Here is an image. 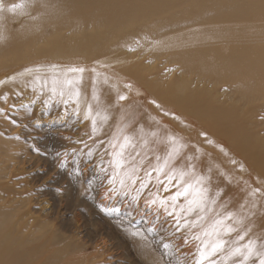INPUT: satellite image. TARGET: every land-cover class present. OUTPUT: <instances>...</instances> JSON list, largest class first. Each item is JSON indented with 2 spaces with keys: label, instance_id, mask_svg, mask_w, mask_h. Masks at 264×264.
<instances>
[{
  "label": "bare ground",
  "instance_id": "obj_1",
  "mask_svg": "<svg viewBox=\"0 0 264 264\" xmlns=\"http://www.w3.org/2000/svg\"><path fill=\"white\" fill-rule=\"evenodd\" d=\"M209 1L210 0H196L195 2L197 4H200L202 7H204L203 11L205 12V15H206V17H204L203 19L204 22L206 23V21H210L212 23L213 22L212 20H216V21H224L225 23L214 22L213 24L210 25V26H213V28H211L210 26L206 25L202 21L206 27H203L201 28V30L197 31L199 32V34L196 37L195 41L199 40L197 42V45L206 47L204 48L205 51H203L202 49L199 53H196L194 55H190L187 53H179L178 57L182 61L184 60L183 64L187 65L188 68H193V67L196 68L195 63H197L201 57H210L208 60H205L203 62L204 63L203 65L199 66L200 72L203 73V75H211L219 79H223L226 77L228 79H231V78L234 79L233 76L238 78L241 75V72L245 70L244 72L246 73V75L243 73L245 75L244 76L245 79L250 80L251 82H253V85H257L260 88H262L261 90H264V77H261L260 75V73L262 72L261 69L264 70V47L256 49L254 48V46H252L253 43L249 45V43L247 42L249 38H247V40H243L244 38L243 39L239 38V40L234 39V35L236 36L237 34L247 35V33L244 31L242 25H236L240 27H233L234 26L233 24H240V23L242 24L245 21H248V20L250 21L251 19H253V17L255 18L256 15H259L258 13H261L259 11L261 9L260 5L264 3V0H213L210 3ZM193 3H194V0H27L22 5L18 4V6H15L11 9L3 8L0 10V91L2 89L7 90L9 96L10 95H12V97L15 96V98L18 101H20L21 104H24L27 102L33 103L31 114L29 115L23 114L21 116L23 120L20 119L26 124H30L33 128L35 124H32V121L37 120V122L38 121L43 122L42 124L45 127L43 129L47 128L49 131L54 128L62 129L60 128V126L63 127L64 125H67V122L75 120L74 119L75 116H78L82 121H84V128L87 130V136L85 139L87 141L86 142L87 146L89 145L90 147L92 146V144H95L97 142L96 143L97 147L104 148L105 146L104 150H105V153H107V156L110 154V153L108 154V152L111 149H113V153L109 155L110 157L109 160L112 162L113 169L111 170V174H114L113 175L114 178L125 177V175L128 174V173L126 174L124 173L125 175L122 176L120 175V173H118V171H120V169H126L125 165L130 158L137 160L136 162L139 161L138 163L142 165L141 168L144 167L143 169H145L144 171L145 173L143 172L142 177H149L151 172L153 174L154 171L158 172L159 170L162 169L161 165L158 166L157 164H153V163L160 162V163H163L164 165L165 163H171V162L174 163V161L175 160L177 161V159H180L182 154L188 151V148L190 147L191 149L193 148L196 156L197 155H199L200 157L203 156L207 159L206 165H207L209 172H210V169L214 170V168H217L216 172L219 174V176H221V177H202V176L196 177L195 172L198 169L196 170L195 168L196 171L194 170L195 172H193L194 173L193 176H195L197 179L195 178L194 183L190 181V183H192V186H194V184L196 186L195 187L196 189L193 188V190L195 189V191H193L194 193L193 192L190 193L191 195L193 194L192 195L193 198H195V192L201 190L203 185L211 188L210 192L211 191L214 192L213 187H216L218 188V190H220L221 187L220 186L217 187V186H218V183H220L221 181H224L225 184H229V185L231 183H235V184L238 183L240 187L242 188L240 190H243V189L247 190V187L249 186H248V183H246L244 180L245 175L243 177H236L238 175L234 176L235 174L231 172L232 171L231 167L233 164V162L231 163V159H230L231 156L229 157V154L221 152L220 149L215 150V148L212 146L213 144L211 145L209 143L210 142L209 140H211L210 134H204L206 131L203 130L204 131L203 134L199 132L195 135L193 131L185 129L184 127L181 128L180 124L178 123H177L178 126L176 128H179V130H175V129L169 130V128L167 127L165 129L164 123L162 125V128L160 127L157 128L156 126L159 123H157V121L156 123L154 122L155 118L153 119V117L155 116L153 115L155 114L151 112L153 109L150 110L151 104L153 103L152 100L155 98H158L163 103L177 107L180 111V114L182 115H185V114L192 115L194 117L199 118L200 120L209 121L211 122V124H213L212 125L213 129H211V133H213V135L215 134L217 137H221L225 145L229 146L230 148L231 146L232 147L234 146L242 153L243 156H251L255 161H258L264 165V143L257 139H254L249 129H246L245 131H243L244 127L242 125L241 118L238 115H237L238 117H236V114H237L236 109H235L236 106L231 105V106L225 107L218 100L213 102V105H212L206 100L207 98L206 93L202 90H199L200 88L199 89L195 88L194 85L191 86L188 79L185 78L184 75H183L184 78H182L181 80L178 79L177 82H174L173 80L170 79L172 78L171 76L164 77L166 73L163 76L162 74H159V72H157L156 61L159 58L163 57L165 54H167L166 51L167 50L169 51L170 49V48L168 49L169 44L174 43L173 41H169L170 39L168 38V36L164 35V39L163 40L161 39L162 41H159L155 44H151V43L148 44V42H150L151 40L150 38L151 36L148 37V39L143 41L140 38L141 36L138 37L133 34L131 35L128 34L130 32L129 27H132L133 25V22L130 20V18L138 12H144V11H146L145 13L154 12V14L157 15V14H162L166 9L181 10L183 7H186V12H187V6L193 5ZM262 8H264V6ZM185 14L186 13H184V15ZM262 14L264 16V12H262L261 15ZM246 15H248L247 18H249L247 20L241 17V16L246 17ZM178 17H176V19ZM240 17L242 18V20H239ZM257 17L255 18L256 21H260L257 19ZM259 18H261V16H259ZM176 19L175 21L173 20L174 23H172L173 21L170 22L169 20L167 21L166 19L165 21L167 24L164 28H162L163 30L161 34H164V32L172 33L173 29L177 30L175 28L179 26V23L177 22ZM235 19H238L239 21H235ZM92 20L94 22L87 25V23ZM200 20H198V23L201 22ZM198 23H194V24L199 25ZM203 23L201 24L203 25ZM186 24L190 25L191 23H186ZM87 26H89V28H87ZM123 27L125 28L124 30H122ZM261 33L259 34L257 33V35L261 36ZM182 34L183 33H181L179 37L175 36L176 40L180 39L179 42H175V43H179L178 45L174 43L176 48H180L182 44V43L180 44V42H184L186 39V36ZM249 36L251 37L250 33H249ZM252 37H255V36L252 35ZM259 38H263V37H259ZM260 41H264V40L260 39ZM197 45H195V47L194 46L192 47L197 48L196 47ZM182 47L184 48V46ZM187 48L190 49L189 47ZM207 55H210V56H207ZM73 68H82L84 69V71L83 72L69 71V69H73ZM258 76H260L261 79ZM239 79L241 81V78H238V80ZM66 81H70V83H66ZM260 81L261 83H259ZM134 85H137L138 87H140L141 93L134 92L136 91L133 88ZM206 86L207 85H205V87ZM248 88H251V87H248ZM247 91L248 90H246V93ZM61 93H63V95H61ZM143 96L149 97L150 100L149 99L148 101L144 100V102L138 101V98H141ZM121 97H123V99ZM165 105L162 104V106H165ZM112 106L113 107L115 106L117 110L111 111L110 109ZM156 108L157 107H155V109ZM59 119H63L67 122L66 123L62 121L60 122ZM181 120L183 119L181 118ZM175 124H173V126ZM202 125L204 124L202 123ZM236 126L240 127V129L238 128L237 130ZM211 143H215V142H212L211 140ZM104 150L102 152H104ZM131 150H134V151H131ZM95 151L97 153L96 149ZM88 154L90 153L88 152ZM197 157L195 158L196 160H197ZM231 158H233V156ZM242 158L243 157L241 156V159ZM186 159H189V156L186 157ZM243 160H237V161L243 162ZM192 163H195V162H192ZM237 167H238V163H237ZM163 168H165L166 171H168L167 170L168 166L163 167ZM245 169H243L244 172H245ZM239 170H237V172ZM172 173L174 175L175 172H172ZM230 173L232 174L233 177L229 176L231 175ZM242 173L240 172L239 175L241 176ZM152 174L150 176H152ZM177 175H174L176 176V180L178 178ZM185 175L188 176L189 173L188 175L185 173ZM181 176L182 175H180V177ZM209 178H215L217 180L216 182L218 183H214L211 186L208 185ZM235 178L239 182L241 181L243 182L242 183H239L237 181L234 182ZM151 179L149 178V180ZM258 181L260 184L262 183L261 185L264 184L263 177H258ZM169 182L170 181H168L167 183ZM182 183L185 184L184 182ZM188 183L186 184L188 185ZM115 185H117V183ZM232 186H234V184ZM205 188L204 190L208 192L207 187ZM251 188H253L252 185L249 189ZM128 189H130V187ZM178 189L180 188H177L176 190ZM167 190L163 189V191H167ZM205 191H203V193ZM117 192H119V190ZM232 192L234 193L236 191H232ZM240 192H238V194ZM143 193L144 192L142 191L140 195ZM150 194H151L150 196L153 195L152 193ZM230 194L229 196H231ZM238 194L237 195L235 194L234 197H237ZM136 195H133V196L135 197ZM165 196L168 197V195L166 194ZM209 196H210V193L208 194V197ZM129 197L131 198V196ZM162 197L163 195L161 196V201H162ZM228 197H226V199ZM231 197L233 198V196ZM231 197H230V200H232ZM148 198L149 197H147V199ZM156 198H155V201H156ZM184 198L186 199L187 197H184ZM204 198H207V197H205L204 195ZM179 199L181 200V198ZM139 200L141 199L139 198ZM139 200H138V203H139ZM224 200H225V197H224ZM257 200H258L257 201L258 204L254 203L251 193L248 194L245 197V202L243 203L242 209L241 208L240 209L243 210L242 215L245 216L246 218V219L244 218V220L245 221L250 220L252 223L255 221L252 224V227L255 228L256 230H259L262 226L261 221L263 217V212H262L263 209L262 207H260L261 198L260 200L259 198ZM158 201L159 200L157 199V203ZM166 201H168V199ZM151 202L153 203V201ZM183 203L184 201H182V204ZM216 203H213V204H216ZM167 204L168 202L166 203V205ZM170 204L171 203H169V206ZM207 205L209 206L208 203ZM189 206L190 205H188V208ZM217 206H218V203H217ZM217 206H214V207H217ZM128 207L130 206L128 205ZM176 208L178 209L177 211H179V207H176ZM188 208L186 211L187 215L185 219H187V217L190 215L191 217H193L192 215H194L195 213H198L196 215V219H197L198 218L197 216H199V212H202L203 210L201 209L198 211L190 212L188 211ZM213 210L215 209L213 208ZM166 212H164L163 210V214H165ZM181 212L179 211V214ZM226 212L228 214V211ZM211 213H212V209H211ZM215 213L213 212V214ZM224 213L225 211L223 212V214ZM203 214L200 213V215H202V218H203ZM223 214L221 215L223 216ZM227 214L225 213V215ZM221 215H219L220 219L223 218L221 217ZM7 217H9L7 213L0 210V258L4 256H8V255L14 256L15 255L14 249L18 247L20 248V252L17 253L19 260L17 257L16 258L18 260V263L20 264H33V263H37V264H84L83 261H79V260L72 258L69 252H67V250H63L62 252H57V251L52 252L53 251V250L51 251L52 248L50 247L51 248L50 249L49 247H47L46 242L43 238L36 237V238H33L27 241L28 244L24 243L20 239L19 231L13 228V225H10L9 219ZM206 217H207V214H206ZM193 218L195 219V217ZM146 219H147V216H146ZM227 221L225 220L227 224L226 227H228ZM145 222L147 224V220ZM149 223L147 224L148 230L151 229L150 227L151 225ZM200 224L198 226H200ZM196 226H193L191 228H194ZM223 226L224 225L221 226L222 229H223ZM171 227H172V224H171ZM204 227L201 228L200 226L199 229L203 230ZM156 228L154 230H156ZM186 228L188 229V226ZM186 228L184 229L182 228V230H186ZM159 229H160V226H159ZM213 229L215 231V228H212V230ZM218 229L216 231L217 233H218ZM199 231L200 230H198L197 232ZM221 231L222 230H220V232ZM193 232H191V234H193ZM209 232L207 233V235L209 234ZM216 232L215 234H217ZM14 234L17 236V238L14 237ZM196 235L197 236H195V238L197 237L198 239L199 234L197 233ZM207 235L205 236L208 238L210 234L208 236ZM217 235L220 236L219 234ZM185 236L186 235L183 234V237ZM213 236H210L211 239H214ZM142 237L144 236L142 235ZM173 238H176V235ZM142 239L146 240V238H142ZM208 239L211 240L210 238ZM217 239H221V238L217 237ZM236 239L238 240L239 237H237ZM136 240H139V237H136ZM220 241L221 240H219V242ZM136 242H139V241H136ZM145 242L143 240V243ZM31 243H34V244H31ZM141 244L142 243H140V247L142 248ZM185 244L188 245L187 242ZM210 244L208 243V245ZM146 247L144 244V248ZM193 247H195L196 249V245ZM189 248H191V245L189 246ZM148 250L149 249H147V251ZM256 250H259V249H256ZM151 251L152 253L154 252L153 250ZM175 251H177V247ZM192 251H193V248H192ZM135 252H137L138 254L141 253V252L139 253L138 251H135ZM201 253H203V251H201ZM150 254L151 253H149V255ZM142 255H144L143 251H142ZM149 255L146 254L142 256V258L144 260L148 259L147 261H149V258H151L152 254L150 255V257ZM155 255L156 254H153L152 256H155ZM200 255L201 254H199V256ZM145 256H148V258H144ZM185 256L184 258H186ZM152 259L154 260L157 258L153 257ZM188 259H190V257ZM199 260L201 261V259ZM163 262L164 261H162V264ZM188 263H190V261H188Z\"/></svg>",
  "mask_w": 264,
  "mask_h": 264
},
{
  "label": "rangeland",
  "instance_id": "obj_2",
  "mask_svg": "<svg viewBox=\"0 0 264 264\" xmlns=\"http://www.w3.org/2000/svg\"><path fill=\"white\" fill-rule=\"evenodd\" d=\"M26 1L27 0H0V7H1L0 10L3 8L11 9L15 6H18V4L22 5ZM212 1L213 0H210L209 3ZM195 2L196 0H194L193 5L187 6V12H186V7H183L181 10L166 9L162 14H157V15L154 14V12L153 13L152 12L145 13L146 11L138 12L130 18V20L133 22V25L132 27H129L130 32L128 34L130 35L133 34L138 37L141 36L140 38L143 41L148 39V37L151 36L150 37L151 40L150 42H148V44L149 43L155 44L159 41H162L164 39V35L168 36V38L170 39L169 41H173L174 43L179 42L180 39L176 40L175 36L179 37V35L183 33L182 35L186 36L185 41L187 43L185 41H184L185 43L180 42V44L182 43L180 48H176L174 43H170L168 47V49L169 48L170 49L169 51L168 50L166 51L167 54L159 58L157 60L158 62L156 61L157 72H159V74H162L163 76L166 73L164 77L171 76L172 78L170 79L173 80L174 82H177L178 79L181 80L184 77L187 78L191 86L194 85L195 88L197 89L200 88L199 90H202L206 93L207 95L206 100L212 105H213V102L218 100L225 107L231 106V105L236 106L235 108L236 113H237L236 117L239 116L241 118V122L244 127L243 131H245L246 129H249L254 139H257L264 143V90H261L262 88H260L257 85H253V82H251L250 80L245 79L244 77L246 75V73L244 72L245 70L241 72V75H240L241 77L240 76L238 77V78H241V81L240 79L238 80V78L235 76H233L234 79L232 78L228 79L227 77L223 79H219L211 75H203V73L200 72L199 66L203 65L204 64L203 62L205 60H208L210 57H201L199 61L195 63L196 68L194 67L188 68L187 65L183 64L184 60L182 61L178 57L179 53H187L190 55H194L196 53H199L202 49L203 51H205L204 48H206V47L197 45V42L199 40L195 41L196 37L199 34V32L197 31L201 30V28L203 27H206L204 25L205 22L203 20L204 17H206L205 12L203 11L204 7H202L200 4H197ZM260 6H261V9L259 11L262 13L264 12V8H262L264 6V3H262ZM184 13L186 14L184 15ZM261 13H258L259 15L255 16V18L258 16L257 19L260 21H256V19L253 17V19H251L250 21L249 20L245 21L242 24L241 23L233 24L234 25L233 27H240L236 25H242L244 31L248 35L247 37L246 34L244 35L237 34V36L234 35V39L239 40V38L241 39L244 38L243 40H247V38H249L247 40L249 45L253 43L252 46H254V48L256 49L263 48L264 41H260V39L264 40V16L263 14L261 15ZM175 16L176 17L179 16L178 17L179 19L178 18L176 19ZM259 16H261V18H259ZM241 17L245 20L249 19L247 18L248 15H246V17L245 16H241ZM240 18L239 20H242V18L241 19ZM166 19L167 21L169 20L170 22H172L173 20L175 21L176 19L177 22L179 23V26L175 28L177 30L173 29L174 33L164 32V34H161L163 30L162 28H164L167 24L165 21ZM198 20H200L201 22L198 23ZM239 20L235 19V21H239ZM174 21L172 23H174ZM212 21H213L212 23L210 21H206L205 24L210 26L214 22L225 23L224 21H216V20H212ZM93 22H94L93 20L89 21L87 25ZM186 23H191V24L188 25ZM194 23H198L199 25H196ZM201 23H203V25ZM210 27L213 28V26H210ZM87 28H89V26H87ZM124 29L125 28L123 27L122 30ZM249 33L251 37L252 35H254L256 38L255 37L251 38L249 36ZM257 33L258 34L261 33V36L257 35ZM259 37H263V38H259ZM258 39L260 42L258 41ZM249 40H251L252 42ZM175 44L178 45L179 43H175ZM195 45H197L196 46L197 48H194ZM182 46H184V48ZM187 47H189L190 49H188ZM207 56H210V55H207ZM261 71L262 72L260 73V75L261 77H264V70L261 69ZM258 77L261 79L260 76ZM239 82H241L242 84ZM259 83H261V81ZM205 85L207 86L205 87ZM248 87H251V88H248ZM133 88L134 90H136L134 92L141 93L140 87H138L137 85H134ZM246 90H248L247 93H246ZM148 99L149 97L143 96L141 98H138V101L144 102V100L148 101ZM152 102L153 103L155 102L157 104L156 106L155 103L154 105L152 103L151 109H150V110L153 109L151 112L155 114L153 115L155 116L153 117V119L155 118L154 122L156 123L157 121V123H159L158 125L155 124L157 125L156 126L157 128L159 127L162 128V125L164 123L165 129L167 127L169 128V130L171 129L179 130V128H176L178 126L177 125L178 123L180 124L181 128L184 127L185 129L193 131L195 135L199 132L203 134L204 131H206L204 134H210L211 136V137L209 136L210 139L212 140V142H215V143H211V140H209L210 141L209 143L211 145L213 144L212 146L215 148V150L220 149L221 152L229 154V157L233 156V158L230 157L231 163L233 162L232 167H231V170H232L231 172L235 174L234 176L238 175L236 177H243L245 175L244 180L246 183H248V186H249L247 187V190H244V189L240 190L242 188L240 187L238 183L236 184L231 183L229 185V184H225L224 181H221L220 183H218L216 182L217 180L215 178H209L208 185L211 186L214 183H218L217 187L220 186L221 189L218 190V188L213 187L214 192L212 191L210 192L211 188L205 185H203L204 186L203 187L201 185L202 191H205L204 188L207 187V190L210 193L209 197H208L209 193L207 191H205L206 193L205 192L203 193V195H205V197L207 198H205V208L202 210V212L203 213L206 212V213L203 214L202 212H199V216H197L198 217L197 219H196V215L198 213H195L194 215H192L193 217H195V219L191 217V215L188 216L187 219H185L187 215L186 211L189 205V201L190 199H193V196H192L193 194L192 195L190 194L187 197L188 199L187 198L185 199L184 196H181L180 197L181 200L179 199L180 200L179 201V200L174 199L175 194H176L174 192H177L176 189L180 188L178 190L182 191L184 187L186 188L188 186L186 183L188 182L190 183V181L194 183L196 177H201V176L202 177H221L216 172L217 168H214V170L210 169V172H209L207 165H206L207 159L203 156L200 157L199 155H197L198 156L197 157L193 148L191 149L189 147L188 151L182 154L180 159H177V161L175 160L174 163L173 162L165 163L164 165L163 163H160V162L158 163L152 162L153 164H157L158 166L161 165L162 169L160 168L161 170H159L158 172L154 171L153 174L151 172L152 176H150L151 175L150 174L149 177H142L143 172L145 171V169H143L144 167L141 168L142 165L138 163L139 161L136 162L137 160L130 158L125 165L126 169H120V171H118V173H120V175L122 176H124L126 173L128 174L125 175V177L114 178L113 177L114 174H111V170L113 169L112 162L109 160L110 158L109 155L113 153V149H111L108 152V154L109 153L110 154L107 156V153H105V150H104L105 146L104 148L102 147L99 148L97 147V144H96L97 142L95 144H92V146L90 147L89 145L87 146V143H86L87 141L85 140L87 136V130L84 128V121H82L78 116H75L74 118L75 120H72L70 122H67L63 119H59L60 122L61 121L65 123L67 122V125H64L63 127L60 126V128L62 129L54 128V129H51L50 131L47 128L43 129L45 128L44 125L42 124L43 122H40V121L37 122V120L32 121V124H35L33 128L30 124H26L25 122H23L22 121L23 119L21 118L23 114H28V115L31 114L33 103L27 102V103L21 104L20 101H18L15 98V96L13 97L12 95L9 96L7 90L2 89L0 91V174H1L0 175V180H1L0 181V208H1L0 210L7 213V215L9 216L7 218L9 219L10 225H13V228L19 231L20 239L24 243L28 244L27 241L33 238H36V237L43 238L46 242L47 247L52 248V249L50 248L51 251L53 250L52 252H55V251L62 252L63 250H67V252H69L72 258L79 260V261H83L84 264H99V263L100 264H140V263L146 264L147 262H148L147 264H159V263L162 264V261H164L163 264H200L201 261L199 259H201V255L199 256V254H202L201 251H203V253L206 254L205 258L203 259V262H204L203 264H206V263L207 264H260V260L264 259V246H263L264 245V184L261 185L262 183L261 184L259 183L258 177H263V182H264V165L258 161H255L251 156H243L242 153L234 146L233 147L231 146L230 148L229 146L225 145L221 137H217L215 134L213 135V133H211V129H213L212 127L213 124H211V122L200 120L199 118L194 117L192 115H187V114L182 115L180 114V111L177 107L163 103L158 98L153 99ZM162 104L163 105L166 104V105L162 106ZM154 106L157 107L159 110L157 108L155 109ZM110 110L115 111L117 110V108H115V106L114 107L112 106ZM157 113L158 114L160 113V114L158 115ZM181 118L183 120H181ZM196 121L198 122V124ZM202 123L204 125H202ZM171 124L172 126L173 124H175L176 126L174 125L172 127ZM205 124L207 127L205 126ZM238 128L240 129V127L236 126L237 130ZM95 149L97 150V153ZM103 150L104 152H102ZM90 151L92 152V154ZM131 151H134V150H131ZM88 152L90 154H88ZM102 156L104 159L102 158ZM188 156H189V159H186V157ZM241 156L243 157L242 159H241ZM196 157H197V160L195 159ZM243 159L244 160L246 159L245 160L246 162ZM237 160H243V162L242 161L239 162ZM192 162H195V163H192ZM237 163H238V167L240 166L239 168L237 167ZM167 166H168V169H167L168 171H166V169L163 168ZM195 168L196 170L197 169L198 170L196 171ZM243 169H245V172ZM237 170L245 174L242 173V175L240 176L239 175L240 172L239 171L237 172ZM172 172H175L174 175L178 174L177 177L179 178V180L178 178L177 180L180 183L177 182L176 176H174ZM193 172H195L196 177L193 176L194 174ZM185 173L187 175L189 173V175L186 176ZM180 175L182 176L180 177ZM183 176H185L187 179ZM229 176L231 177L232 174ZM191 177L194 179V181ZM149 178L150 179L152 178V179L149 180ZM168 181L170 182L167 183ZM236 181L239 182L235 178L234 182ZM182 182H184L185 184H183ZM242 182L243 181L239 183H242ZM116 183L117 185H115ZM233 184L234 186H232ZM251 185L253 188L249 189ZM129 187L130 189L131 188L132 189L131 190L128 189ZM195 187L196 186L194 184V186L192 187V191L190 190V193L195 191L196 189ZM117 188L120 193L117 192L118 191ZM193 188L195 189L193 190ZM163 189H166V190L168 189L167 190L168 192L163 191ZM250 190L251 191L254 190L253 191L254 193L251 192ZM142 191L144 193L140 195ZM232 191H236L234 192L236 195L238 194V192L240 191L242 192H240L237 197H234L235 194ZM150 193H152L153 195L150 196L151 195ZM164 193L168 195V197H166ZM250 193H251L254 203L256 204H258L257 199L259 198L260 200L261 198L260 207H262L263 209L262 211L263 217L261 221L262 226L259 230H256L255 228L252 227V224L255 221L253 223L250 220L245 221L244 220L245 216L242 215L243 210L241 209H242L243 203L245 202V197ZM229 194L233 196V198L229 196ZM133 195H136L138 197L136 196L134 197ZM162 195L163 197L161 201ZM129 196H131V198ZM147 197L149 198L147 199ZM153 197L156 198V201H155V198ZM224 197H225V200H224ZM226 197L228 198L226 199ZM230 197L232 200L234 198L235 199L232 201L230 200ZM139 198L141 200H139ZM157 199L159 200L158 203H157ZM167 199L168 201H166ZM118 200L120 201V203ZM138 200H139V203H138ZM151 201H153V203L155 202L154 205ZM182 201H184L183 203L184 205L182 204ZM167 202L168 204L166 205ZM216 202L218 203V206ZM169 203H171L170 206H169ZM207 203L209 204V206L207 205ZM213 203H216V204H213ZM128 205L130 207H128ZM214 206H217V207H214ZM176 207H179V211L180 212L182 211L181 213L183 214L181 213L179 214V211H177L178 209ZM213 208L215 210H213ZM211 209H212V213H211ZM163 210L164 212H166L167 210V212L165 213L166 215L163 214ZM224 211L226 214H227L226 211H228V214L233 213L232 215L233 218L229 221L226 220L228 223V227L232 228L233 231L231 232L228 231L229 228L226 227L227 224L225 220H224L225 223L221 224V226L224 225L223 229L220 225L218 226V228L222 230L221 232L217 227L215 228V231L214 229L212 230L213 228L212 224L214 223V220L220 219L219 215L223 214ZM213 212L214 213L216 212V213L213 214ZM200 213L203 214V218H202V215H200ZM225 213L223 214V216L221 215V217L224 218L226 216ZM143 214L147 216V219H146V216ZM206 214L208 218L206 217ZM211 216L212 217L214 216V217L212 218ZM209 217L211 218V220ZM146 220H147V224L150 222L149 224L151 225L150 226L151 229L149 230L145 222ZM194 220L195 221L197 220L198 222L197 221L196 222L199 224L202 223L200 224L201 228L204 227V225L206 224L203 230L199 229L200 228V226H198L199 224H197ZM236 220L237 221L243 220V224H238ZM171 224H172V227H171ZM185 224L186 225L188 224L187 225L188 229L186 228L187 226ZM159 226H160V229H159ZM193 226H196V227L191 228ZM209 226L210 228L211 227L212 228L210 229ZM155 228L157 231L154 230ZM182 228L183 229L186 228V230H182ZM217 229H218V233L216 232ZM198 230L200 231L197 232ZM206 231L208 232L210 231L212 235L210 232L209 234L210 236L214 235L213 236L214 239H211V237L209 236L208 238L211 239L209 240L205 236V233H208ZM191 232H193V234H191ZM196 232L199 234L198 239L197 237L195 238V236H197ZM215 232L219 234L220 236L215 234ZM133 234L136 236H134ZM183 234L186 236L183 237ZM142 235L144 237H142ZM175 235H176V238H173L175 237ZM241 236H243L244 239H241L240 238ZM14 237L17 238L15 234H14ZM136 237H139V240H136ZM217 237L221 239H217ZM237 237H239L238 240L236 239ZM142 238H146V240ZM143 240L144 242L145 241L146 242L143 243ZM178 240L180 243L178 242ZM219 240H221L220 242L222 243L224 248L223 247L219 248L215 252H213V248L215 247L216 243ZM136 241H139V242H136ZM186 242L188 243V245L185 244ZM237 242L240 244H238ZM140 243H142L141 244L142 248H144V244H145V247L148 245L146 248L149 250L147 251L146 248L142 249L140 247ZM208 243L210 245H208ZM31 244H34V243H31ZM194 244L196 245V249L195 247H193L195 246ZM250 244H252L251 254H249L248 252V246ZM190 245H191V248H189ZM176 247H177V251H175ZM192 248H193V251H192ZM237 248L240 249L239 254H235V250ZM256 249H259V250H256ZM141 250L144 252V255L146 254L149 255V253H151L152 255L153 254H156V255L152 256L150 254L151 258H149V261H147L148 259H145L146 260L145 261L142 258V256L144 255H142ZM151 250H153L156 253L154 252L152 253ZM135 251H138L139 253L140 252L141 253L138 254ZM18 252H20V248L17 247L14 249L15 255L14 256L8 255V256H4L0 258V264H20L18 263V260H19L18 254H17ZM184 256L186 258H184ZM16 257L18 258V260ZM153 257L154 258L156 257L158 260L154 259L155 261L157 260L155 262L152 259ZM189 257L190 259H188ZM144 258H148V256H145ZM188 261H190V263H188ZM33 264H37V263H33Z\"/></svg>",
  "mask_w": 264,
  "mask_h": 264
},
{
  "label": "snow or ice",
  "instance_id": "obj_3",
  "mask_svg": "<svg viewBox=\"0 0 264 264\" xmlns=\"http://www.w3.org/2000/svg\"><path fill=\"white\" fill-rule=\"evenodd\" d=\"M69 71L71 72H83L84 69L82 68H73V69H69ZM55 83V82H54ZM66 83H70V81H66ZM61 95H63V93H61ZM123 99V97H121ZM127 143V141H126ZM192 184H188V186L186 188L183 189V191L181 192L180 190H177L176 194H175V197L174 199L176 200H179V198L181 196H184V197H188L190 195V190L192 189ZM189 209L188 211H198V210H201V209H204L205 208V198H204V195H203V191L202 190H199V191H196L195 192V198L191 199L189 201ZM233 217H232V214H227L223 219H218V220H215L214 223H213V228H216L217 226L221 225L224 223V220H231ZM238 224H243V220H238L237 221ZM229 232L233 231L232 228H229L228 229ZM205 235H207V233H205ZM241 239H244L243 236L240 237ZM223 245L221 242H217L215 247L213 248V252H215L217 249L219 248H222ZM248 252L249 254L252 253V246L251 244L248 246ZM240 253V249L237 248L235 250V254H239ZM205 253H202L201 254V262L200 264H203V259L205 258ZM260 264H264V259H261L260 260Z\"/></svg>",
  "mask_w": 264,
  "mask_h": 264
}]
</instances>
